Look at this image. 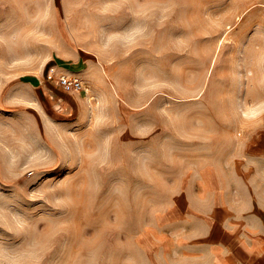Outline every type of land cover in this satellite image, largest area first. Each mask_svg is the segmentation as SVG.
<instances>
[{
	"label": "rangeland",
	"instance_id": "rangeland-1",
	"mask_svg": "<svg viewBox=\"0 0 264 264\" xmlns=\"http://www.w3.org/2000/svg\"><path fill=\"white\" fill-rule=\"evenodd\" d=\"M223 200L264 201V0H0V264L179 263Z\"/></svg>",
	"mask_w": 264,
	"mask_h": 264
},
{
	"label": "crops",
	"instance_id": "crops-1",
	"mask_svg": "<svg viewBox=\"0 0 264 264\" xmlns=\"http://www.w3.org/2000/svg\"><path fill=\"white\" fill-rule=\"evenodd\" d=\"M223 201L205 211L184 206L172 264H264V201Z\"/></svg>",
	"mask_w": 264,
	"mask_h": 264
},
{
	"label": "built area",
	"instance_id": "built-area-1",
	"mask_svg": "<svg viewBox=\"0 0 264 264\" xmlns=\"http://www.w3.org/2000/svg\"><path fill=\"white\" fill-rule=\"evenodd\" d=\"M57 84L66 91H78L83 87L82 81L75 76L60 75Z\"/></svg>",
	"mask_w": 264,
	"mask_h": 264
}]
</instances>
